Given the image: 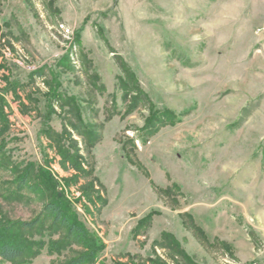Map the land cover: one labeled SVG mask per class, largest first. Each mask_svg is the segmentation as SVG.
Wrapping results in <instances>:
<instances>
[{"label": "rangeland", "instance_id": "rangeland-1", "mask_svg": "<svg viewBox=\"0 0 264 264\" xmlns=\"http://www.w3.org/2000/svg\"><path fill=\"white\" fill-rule=\"evenodd\" d=\"M262 27L264 0H0V224L38 219L0 264H264Z\"/></svg>", "mask_w": 264, "mask_h": 264}, {"label": "trees", "instance_id": "trees-1", "mask_svg": "<svg viewBox=\"0 0 264 264\" xmlns=\"http://www.w3.org/2000/svg\"><path fill=\"white\" fill-rule=\"evenodd\" d=\"M66 160L70 161V163L72 162L68 158ZM23 179L25 180V177ZM39 182L42 186H45L46 189L53 190L54 188L53 181H49L48 177L44 174L40 176ZM22 184L24 185L26 182L22 181ZM43 211L52 217L53 224L66 228L68 234L67 237H71L74 240H83L86 238L87 232L84 227L76 221L75 217L69 211L62 199L57 196L50 198L43 205ZM182 216L185 218L186 226L190 228L200 240L205 241L206 237L202 229L195 224L192 217L186 212L183 213ZM37 221L38 219L34 218L27 221L0 224V259L14 260L24 255L26 245L21 237V232L32 229L36 225ZM95 251L96 248L90 247L88 252L71 258L65 264H84L88 261L92 262L95 259Z\"/></svg>", "mask_w": 264, "mask_h": 264}, {"label": "built area", "instance_id": "built-area-1", "mask_svg": "<svg viewBox=\"0 0 264 264\" xmlns=\"http://www.w3.org/2000/svg\"><path fill=\"white\" fill-rule=\"evenodd\" d=\"M263 29H264V27H262ZM257 31H260V27L259 28H257Z\"/></svg>", "mask_w": 264, "mask_h": 264}]
</instances>
